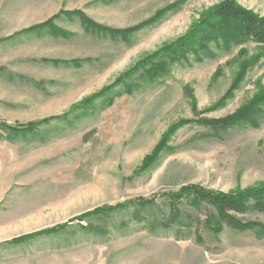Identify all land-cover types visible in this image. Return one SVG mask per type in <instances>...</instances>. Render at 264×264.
<instances>
[{"label":"rangeland","instance_id":"obj_1","mask_svg":"<svg viewBox=\"0 0 264 264\" xmlns=\"http://www.w3.org/2000/svg\"><path fill=\"white\" fill-rule=\"evenodd\" d=\"M226 1L0 0V121L34 126H0V264H264V214L198 241L161 227L167 195L187 185H264V120L216 135L185 124L264 91V45L219 37L146 73L171 43L194 47ZM235 2L264 18V0Z\"/></svg>","mask_w":264,"mask_h":264},{"label":"trees","instance_id":"obj_2","mask_svg":"<svg viewBox=\"0 0 264 264\" xmlns=\"http://www.w3.org/2000/svg\"><path fill=\"white\" fill-rule=\"evenodd\" d=\"M235 1L228 0L216 6L209 12L207 19L201 21L194 27L193 30L196 29L198 33V41L194 47H192L189 41H184L183 39L171 43L163 49L164 53L162 55L166 56V61H161V63L152 62L150 68L146 70V73L161 76V73L169 65V60L177 61L178 56H180L179 58H183L188 52L206 51L208 44L219 37L225 40L228 39L235 44L251 41L264 45V18H260L254 13L241 8ZM86 23L94 31L109 33L113 36L116 34L120 35L118 31L98 27L90 21ZM231 34H235L236 37L230 38L229 35ZM144 62L142 63L143 65L145 64ZM88 102L90 101L86 103ZM263 120L264 91L258 93L249 105L240 109L234 115L217 119L196 118L187 121L185 124H195L207 129L211 135H216L217 133L225 132L239 126H248L253 129L258 128ZM0 126L2 128H12L14 131L34 129L32 124L8 126L1 121ZM153 202L154 199L150 201H138L141 205ZM166 204L169 210V216L161 227L166 230L173 227L183 228L188 230L189 234H193L198 241L200 240L201 230L218 233L225 228L236 231L255 228L256 223L245 222L241 217L250 213L264 214V185L234 193L210 191L197 185H187L177 193L167 195ZM118 206L103 207L94 210L93 213L112 211ZM58 229L57 227L52 230L31 234L12 240L10 243L17 244L35 236L53 233Z\"/></svg>","mask_w":264,"mask_h":264}]
</instances>
